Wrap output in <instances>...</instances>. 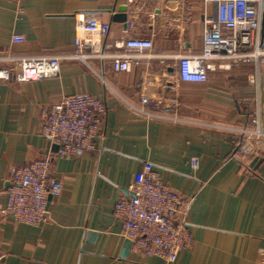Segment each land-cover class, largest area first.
Returning <instances> with one entry per match:
<instances>
[{"label":"crops","instance_id":"obj_1","mask_svg":"<svg viewBox=\"0 0 264 264\" xmlns=\"http://www.w3.org/2000/svg\"><path fill=\"white\" fill-rule=\"evenodd\" d=\"M121 6L127 21L135 18V31L115 19ZM216 9L208 0H0V53L68 51L90 17L110 23V41L141 32L156 50L174 52L183 34L186 50H200ZM15 34L25 41H13ZM92 66L96 71L65 61L57 77L0 80V209L13 170L44 155H53L51 175L63 184L60 194L48 196L40 225L0 213V264H262L264 138L230 128L250 125L256 65L235 62L210 72L206 82L180 81L177 66L159 60L129 71L100 61ZM262 83L264 108V72ZM76 93L105 99V124L94 150L58 157V145L40 132L41 106ZM141 94L166 117L134 109L130 103L141 106ZM147 161L162 182L192 198L193 240L172 263L131 251L114 209L131 195L134 175Z\"/></svg>","mask_w":264,"mask_h":264},{"label":"built area","instance_id":"obj_2","mask_svg":"<svg viewBox=\"0 0 264 264\" xmlns=\"http://www.w3.org/2000/svg\"><path fill=\"white\" fill-rule=\"evenodd\" d=\"M217 3L214 16L206 20L203 46L186 50L183 34L176 51H159L153 39L141 32L126 38L109 40L111 25L95 17L85 19L83 35L75 39L68 51L40 54L0 53V80L17 82L57 77L65 61L78 62L96 71L94 61L131 70L153 60L177 66V77L185 82H206L209 73L229 69L233 63L252 62L256 72L251 78L257 93L256 109L248 126L230 127L247 137L264 138V108L262 76L264 72V0H208ZM155 18V10L147 11ZM183 17V16H181ZM135 18L126 20L127 28L135 31ZM23 34L12 40L23 42ZM112 88V87H111ZM141 106L130 105L140 113L166 117L150 110L156 101L141 94ZM108 107L105 99L91 93L62 95L56 101L41 106L40 132L58 145V157H73L96 148V137L102 134ZM53 155H44L13 170L7 189V203L0 209L3 217L14 221L40 225L47 221L48 196L61 193L63 184L51 175ZM193 167L198 159L191 160ZM131 195L121 197L114 206L122 219L127 245L134 252L161 257L172 263L178 253L191 245L193 237L188 227L187 213L192 198H187L162 182L154 163L147 161L134 175ZM259 260L264 264V253Z\"/></svg>","mask_w":264,"mask_h":264},{"label":"water","instance_id":"obj_3","mask_svg":"<svg viewBox=\"0 0 264 264\" xmlns=\"http://www.w3.org/2000/svg\"><path fill=\"white\" fill-rule=\"evenodd\" d=\"M126 10H127L126 6H121L119 7L118 13L115 15V19L123 22L124 25H126V20H127Z\"/></svg>","mask_w":264,"mask_h":264}]
</instances>
